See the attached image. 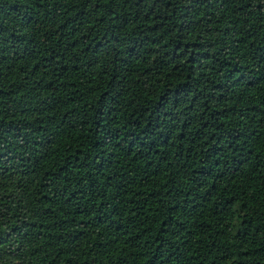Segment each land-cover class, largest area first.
I'll list each match as a JSON object with an SVG mask.
<instances>
[{"label":"trees","instance_id":"1","mask_svg":"<svg viewBox=\"0 0 264 264\" xmlns=\"http://www.w3.org/2000/svg\"><path fill=\"white\" fill-rule=\"evenodd\" d=\"M0 264H264V0H0Z\"/></svg>","mask_w":264,"mask_h":264}]
</instances>
